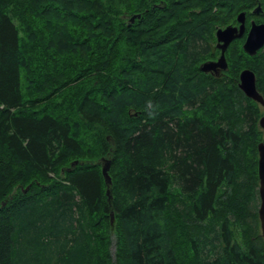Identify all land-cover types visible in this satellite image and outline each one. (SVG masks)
<instances>
[{
  "label": "trees",
  "instance_id": "1",
  "mask_svg": "<svg viewBox=\"0 0 264 264\" xmlns=\"http://www.w3.org/2000/svg\"><path fill=\"white\" fill-rule=\"evenodd\" d=\"M240 13L264 0H0V264H264V47L199 69Z\"/></svg>",
  "mask_w": 264,
  "mask_h": 264
},
{
  "label": "water",
  "instance_id": "2",
  "mask_svg": "<svg viewBox=\"0 0 264 264\" xmlns=\"http://www.w3.org/2000/svg\"><path fill=\"white\" fill-rule=\"evenodd\" d=\"M261 12L260 6H257L254 10V14H259ZM140 15H134L130 18V22L133 23L135 18H139ZM238 27L227 26L224 29H218L216 31L217 47L220 50V56L215 62H205L200 66V71L203 73H210L225 71L227 69V64L225 60L224 53L227 50L230 43L242 37L245 30V14L240 13L237 18ZM264 47V23L255 24L253 21L250 23V29L247 33L245 41L242 45V50L249 56H254L256 53ZM238 88L243 94L259 104L263 108V115L259 119V126L263 131L264 136V100L262 96L256 89L255 85V75L252 71L244 69L239 74ZM258 152V196H259V207L257 210L260 235L264 240V141L259 143L257 146ZM77 162H73L71 166H75ZM110 168V161L102 159L101 160V174L105 181V184L110 186L111 179L109 177L108 171ZM28 187L24 190L27 192ZM106 195L110 199L109 190H106ZM111 223L113 222V214H110Z\"/></svg>",
  "mask_w": 264,
  "mask_h": 264
},
{
  "label": "flooded vegetation",
  "instance_id": "3",
  "mask_svg": "<svg viewBox=\"0 0 264 264\" xmlns=\"http://www.w3.org/2000/svg\"><path fill=\"white\" fill-rule=\"evenodd\" d=\"M156 5H157V4H155V5H153V6H156ZM129 21H130V20H129ZM251 21H253L255 24H261V22H260V23H256L254 20H250L249 24L251 23ZM236 22H237V20H236ZM262 23H264V22H262ZM244 25H245L244 34L242 35V37L235 39V40H239V42H241V47H242V45H243V42L245 41V38H246V36H247V33H248L249 29H250V26H249V27L246 26V17H245V23H244ZM229 26H232V27H238L239 24L237 23V25H229ZM222 29H224V28H222ZM217 30H218V29H217ZM217 30H216V31H217ZM216 31H215V34H214V36H215V41H214V43L210 44L209 46H210V48L214 49L215 51H218V52H219V55H218L215 59H211V60H208V61H205V62H215V61L218 60V58H219V56H220V50H219V48L217 47V44H218V43H217V39H216ZM235 40H233V41L230 43V45H231ZM230 45H229V46H230ZM229 46H228V47H229ZM205 62H202V63L200 64V66H201L203 63H205ZM200 66H199V68H200ZM222 72H224V71H219V72H213V71H211L210 73H205V74H209V75L213 76L214 78H219ZM238 79H239V78H238Z\"/></svg>",
  "mask_w": 264,
  "mask_h": 264
},
{
  "label": "rangeland",
  "instance_id": "4",
  "mask_svg": "<svg viewBox=\"0 0 264 264\" xmlns=\"http://www.w3.org/2000/svg\"><path fill=\"white\" fill-rule=\"evenodd\" d=\"M263 141H264V137H263ZM263 141H262V142H263ZM260 143H261V142H260ZM258 207H259V206H258ZM113 251H114V250H113V248H112V249H111V252L113 253Z\"/></svg>",
  "mask_w": 264,
  "mask_h": 264
}]
</instances>
